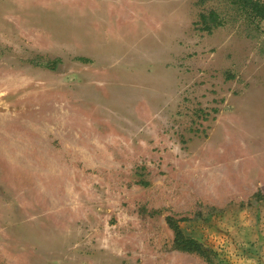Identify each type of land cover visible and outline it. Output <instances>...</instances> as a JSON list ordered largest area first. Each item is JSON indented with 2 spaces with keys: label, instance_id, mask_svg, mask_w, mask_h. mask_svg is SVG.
Instances as JSON below:
<instances>
[{
  "label": "rangeland",
  "instance_id": "374dc122",
  "mask_svg": "<svg viewBox=\"0 0 264 264\" xmlns=\"http://www.w3.org/2000/svg\"><path fill=\"white\" fill-rule=\"evenodd\" d=\"M264 0H0V264H264Z\"/></svg>",
  "mask_w": 264,
  "mask_h": 264
},
{
  "label": "trees",
  "instance_id": "16d2710c",
  "mask_svg": "<svg viewBox=\"0 0 264 264\" xmlns=\"http://www.w3.org/2000/svg\"><path fill=\"white\" fill-rule=\"evenodd\" d=\"M253 10L256 12L258 16L264 17V5L252 1L251 2ZM168 223L172 227L175 233V244L176 246L185 251H192V252H198L206 257L208 262L211 264L212 259L208 256V254L198 245V243L189 237H186L182 230L180 229L179 225L173 220L172 217L168 218Z\"/></svg>",
  "mask_w": 264,
  "mask_h": 264
}]
</instances>
